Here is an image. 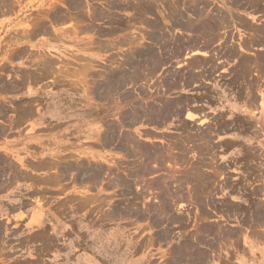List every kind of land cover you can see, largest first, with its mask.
<instances>
[{
	"label": "rangeland",
	"instance_id": "1",
	"mask_svg": "<svg viewBox=\"0 0 264 264\" xmlns=\"http://www.w3.org/2000/svg\"><path fill=\"white\" fill-rule=\"evenodd\" d=\"M232 1L241 0H38L19 7L21 15L37 12L32 29L49 33V18L53 30L72 32L63 48L47 51L52 60L27 53L34 56L27 61L42 65L38 75L54 73L51 65H79L86 109L95 108L79 134L80 144L98 152L93 158L27 163L54 168L55 181L69 171L85 177L84 211L63 215L68 235L54 245V264H264V65H239L256 56L221 34L235 23L233 7L264 13ZM2 3L12 10L9 0ZM205 15L229 21L213 30ZM260 34L252 31L243 47L263 44ZM203 42L209 58L193 53ZM222 45L235 65L222 64ZM8 171L26 177L0 156V175Z\"/></svg>",
	"mask_w": 264,
	"mask_h": 264
},
{
	"label": "crops",
	"instance_id": "2",
	"mask_svg": "<svg viewBox=\"0 0 264 264\" xmlns=\"http://www.w3.org/2000/svg\"><path fill=\"white\" fill-rule=\"evenodd\" d=\"M9 1L12 10H7L3 6V0H0V156L26 177L9 171L0 175V258H8L11 262L33 259L36 261L33 264H54V245H57L59 236L68 235V229L63 225L67 226L69 222L62 221L63 215L84 211L85 177L81 175L80 179L75 180V175L72 174L74 171H69L62 175L60 181H55L52 178L54 168L44 172L32 169L27 163L42 159L53 162L59 156L63 162L71 163L83 153L90 154L93 158L95 152H98L80 144L79 134L84 132L85 119L87 116L93 117L95 108L86 109L79 65H51L50 69L54 73L38 75V66L42 65H30L27 61L30 57L34 60L31 55L33 53L52 60L47 55L49 51L52 48H63L64 39H68L72 32L66 29L53 30L54 21L52 19L51 22L49 18H45V26L50 34L32 29L37 12L29 10L26 15H21L18 9L22 5L32 7L38 0ZM240 2L249 7L257 6L260 10L264 5V0ZM240 2H237L238 5ZM232 3L237 6V3ZM226 4L230 6L228 0ZM233 13L228 15L235 23H231L221 34H225L239 51L246 54L252 52L256 56L242 57L239 65H264V42L250 45L249 51L243 47V41L249 39L256 29L261 30L260 35L264 37V17L260 12L237 7H233ZM228 15H223L226 17L224 23L227 24ZM238 15L243 19L239 22H244V28L237 24ZM188 16L191 17L188 14L184 18L188 19ZM205 18L206 22H210L216 17L205 15ZM14 22L21 24L10 27ZM261 25L263 26L260 27ZM8 27L10 28L6 30ZM38 42L44 44L35 47ZM203 43L202 48H194L193 53L199 52L201 57L208 55L206 57L209 58L213 53L207 51L206 47L210 45ZM221 51L219 55L222 57V64L237 63L236 58L225 56L224 45ZM234 52L231 49L228 55ZM27 53H31L30 57ZM24 54L27 57L20 58ZM87 112L91 114L88 115ZM87 149L90 151L86 152ZM70 153H75L76 157L70 158ZM75 244H78L77 241ZM59 263L67 264L64 260L56 262Z\"/></svg>",
	"mask_w": 264,
	"mask_h": 264
},
{
	"label": "bare ground",
	"instance_id": "3",
	"mask_svg": "<svg viewBox=\"0 0 264 264\" xmlns=\"http://www.w3.org/2000/svg\"><path fill=\"white\" fill-rule=\"evenodd\" d=\"M264 13V6H262V10ZM226 21V17L223 15H219L218 17H216L215 19H211L209 22V28H212L213 30H215L216 28H220L221 26L224 25V22ZM246 26V25H245ZM247 27V26H246ZM264 28V27H263ZM253 29V28H252ZM262 29V28H261ZM250 30V29H249ZM261 31V30H260ZM255 32V31H254ZM213 34V33H212ZM209 47V46H208ZM21 53V52H20ZM262 55V54H261ZM15 58V57H14ZM262 58V57H261ZM48 70V69H47ZM50 71V70H49ZM119 77V76H118ZM113 85V84H112ZM120 89V88H119Z\"/></svg>",
	"mask_w": 264,
	"mask_h": 264
}]
</instances>
